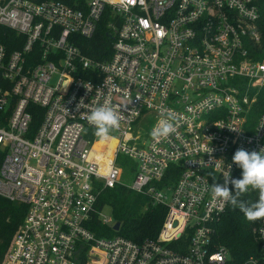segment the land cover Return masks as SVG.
<instances>
[{
    "label": "built area",
    "instance_id": "obj_1",
    "mask_svg": "<svg viewBox=\"0 0 264 264\" xmlns=\"http://www.w3.org/2000/svg\"><path fill=\"white\" fill-rule=\"evenodd\" d=\"M71 1L0 0V27L22 36L10 50L0 38V197L26 207L0 264H231L213 240L228 203L212 185L239 177L237 149L264 151V113L253 109L264 89L260 6ZM102 22L110 45L95 58L85 41ZM101 105L118 115L108 139L87 120ZM169 113L175 132L152 137ZM117 184L166 208L156 238L87 228L96 212L117 231L96 209ZM252 233L257 248L240 264H264V218Z\"/></svg>",
    "mask_w": 264,
    "mask_h": 264
},
{
    "label": "trees",
    "instance_id": "obj_2",
    "mask_svg": "<svg viewBox=\"0 0 264 264\" xmlns=\"http://www.w3.org/2000/svg\"><path fill=\"white\" fill-rule=\"evenodd\" d=\"M63 1L72 4L71 0ZM255 1L260 6L261 13L264 14V0ZM106 33L104 22H102L95 35L87 42L85 41L87 46L84 52L89 56L102 58L103 49L108 51L110 45V39ZM262 33L264 46V20ZM0 38L9 50L18 48L17 45L22 43V36L4 27H0ZM256 58H260V56H256ZM253 109L257 114L264 113V89L257 93ZM118 162L124 168L125 175L123 177H129L132 162L124 157ZM258 195V191L253 190L238 199L248 206L258 199ZM104 206L109 207L112 220L119 223V229L114 232L108 225L102 224L96 212L91 213L87 228L97 236L118 234L135 242L156 238L166 215V208L162 204L153 203L145 194L135 192L120 184L101 191L96 203L97 211H100ZM25 210L24 204L0 197V259L8 251ZM259 220H247L238 207L228 204L224 214L217 221L213 240L229 251L231 264H240L249 253L256 250L257 242L252 228L257 225Z\"/></svg>",
    "mask_w": 264,
    "mask_h": 264
},
{
    "label": "clouds",
    "instance_id": "obj_3",
    "mask_svg": "<svg viewBox=\"0 0 264 264\" xmlns=\"http://www.w3.org/2000/svg\"><path fill=\"white\" fill-rule=\"evenodd\" d=\"M171 119V113L167 117L160 118L153 126L150 135L160 138L174 133L175 128L170 122ZM87 120L94 125V134L102 139H108L110 130L115 129L118 125L117 113L107 105L90 110ZM231 160L239 168L240 175L238 178L229 179L228 174L224 176L223 184H213L214 197H219L228 204L238 207L249 221L264 218V151L261 149L259 151L237 149ZM250 189L258 191V199L251 205L245 206L238 198Z\"/></svg>",
    "mask_w": 264,
    "mask_h": 264
},
{
    "label": "rangeland",
    "instance_id": "obj_4",
    "mask_svg": "<svg viewBox=\"0 0 264 264\" xmlns=\"http://www.w3.org/2000/svg\"><path fill=\"white\" fill-rule=\"evenodd\" d=\"M150 125H151V123H150ZM109 134H112L111 131H110ZM123 178H124V180H125L126 182H129V180H130V178L127 177V176H126V177L124 176ZM256 192H257V191H256ZM101 217H102V218H105V219H107L108 217H111V218H112L109 207L104 206V207L101 209ZM110 224H111V221H110L107 225L110 226Z\"/></svg>",
    "mask_w": 264,
    "mask_h": 264
},
{
    "label": "water",
    "instance_id": "obj_5",
    "mask_svg": "<svg viewBox=\"0 0 264 264\" xmlns=\"http://www.w3.org/2000/svg\"><path fill=\"white\" fill-rule=\"evenodd\" d=\"M112 228H113L114 230H118V229H119V223H118V222H114Z\"/></svg>",
    "mask_w": 264,
    "mask_h": 264
},
{
    "label": "bare ground",
    "instance_id": "obj_6",
    "mask_svg": "<svg viewBox=\"0 0 264 264\" xmlns=\"http://www.w3.org/2000/svg\"><path fill=\"white\" fill-rule=\"evenodd\" d=\"M104 141L101 139L100 142L97 143V145H101ZM114 141L112 142V145H114Z\"/></svg>",
    "mask_w": 264,
    "mask_h": 264
}]
</instances>
